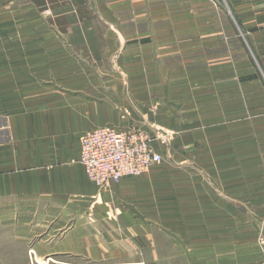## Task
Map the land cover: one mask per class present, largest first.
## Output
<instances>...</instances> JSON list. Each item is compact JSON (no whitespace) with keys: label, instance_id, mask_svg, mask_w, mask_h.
<instances>
[{"label":"crops","instance_id":"crops-1","mask_svg":"<svg viewBox=\"0 0 264 264\" xmlns=\"http://www.w3.org/2000/svg\"><path fill=\"white\" fill-rule=\"evenodd\" d=\"M24 5L13 22L0 0V264H264L243 124V87L264 90V0ZM40 7L53 18L29 19ZM102 126L160 134L188 169L99 191L79 138Z\"/></svg>","mask_w":264,"mask_h":264},{"label":"built area","instance_id":"built-area-1","mask_svg":"<svg viewBox=\"0 0 264 264\" xmlns=\"http://www.w3.org/2000/svg\"><path fill=\"white\" fill-rule=\"evenodd\" d=\"M79 143L80 162L88 180L97 188L116 183L124 176L146 173L162 161L152 135L139 127H94L81 135Z\"/></svg>","mask_w":264,"mask_h":264},{"label":"rangeland","instance_id":"rangeland-1","mask_svg":"<svg viewBox=\"0 0 264 264\" xmlns=\"http://www.w3.org/2000/svg\"><path fill=\"white\" fill-rule=\"evenodd\" d=\"M26 1L27 0H12V6L14 12L11 21L13 22L21 21L24 14H26L25 12H27L24 10L25 8L24 4ZM21 7L23 11L21 10ZM38 10L40 11L39 13L36 11L29 12V14H31L29 19L38 14H40L42 18L44 17L46 21L53 18L54 13L52 10H49L46 7H40ZM4 17H5L4 13L0 14V20H4ZM15 35H20L17 30H15ZM257 72L258 73L260 72L259 69ZM246 90L247 89L243 87V94H244L243 109L245 116V121H243V124H244V135H245L244 138L245 151L247 154L248 181L251 182L257 180L258 182L263 183L264 182V90L262 88L260 89L261 92H258V97L256 94H249L248 91ZM150 134L152 135L153 142L162 145V147L160 146L161 148L158 147L159 148L158 152L162 156V161L159 164L151 166L146 173H159L164 170H168V171L175 170L176 169L175 166L178 164L180 167L184 169H188L189 163H184V165H181V163L176 164L173 162V157L171 155L174 154L175 148L170 146V144H167L166 138L165 139L162 138L160 134H157L155 132ZM214 135H219V136H214L213 138L214 140L213 143H215L214 150L222 151L223 150L222 144L218 143L221 141V136L220 134H214ZM134 176H138V174ZM110 184L105 185L103 188H98V190L99 191L107 190L109 189ZM257 191L258 190L253 189L250 190V193ZM33 253L34 252H31L30 255Z\"/></svg>","mask_w":264,"mask_h":264}]
</instances>
